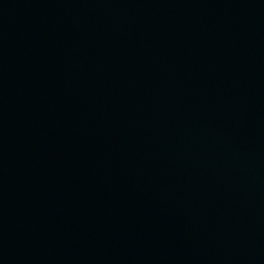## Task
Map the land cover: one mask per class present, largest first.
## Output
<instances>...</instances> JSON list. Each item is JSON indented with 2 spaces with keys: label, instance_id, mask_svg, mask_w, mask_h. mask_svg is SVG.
I'll return each mask as SVG.
<instances>
[{
  "label": "water",
  "instance_id": "water-1",
  "mask_svg": "<svg viewBox=\"0 0 264 264\" xmlns=\"http://www.w3.org/2000/svg\"><path fill=\"white\" fill-rule=\"evenodd\" d=\"M0 264H264V0H0Z\"/></svg>",
  "mask_w": 264,
  "mask_h": 264
}]
</instances>
